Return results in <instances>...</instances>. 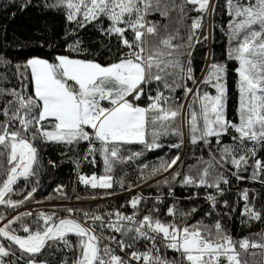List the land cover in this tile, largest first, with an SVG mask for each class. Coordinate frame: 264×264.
<instances>
[{"label":"snow or ice","instance_id":"obj_1","mask_svg":"<svg viewBox=\"0 0 264 264\" xmlns=\"http://www.w3.org/2000/svg\"><path fill=\"white\" fill-rule=\"evenodd\" d=\"M152 2L153 0H57L56 4L52 5V7L61 5L66 7L67 20L76 22L79 27L98 20L100 16L107 17L112 22L111 28L107 31L118 34L122 44L129 51L123 54V58H118L117 62L108 65L65 55L57 56L55 62L32 58L24 65H15L17 74L21 77L22 90L0 88V98L6 95L15 97L14 100H7V107L0 110V115L7 117V120L0 121V167H3L5 161L10 166L4 169L6 179L0 180L2 184L0 205L17 207L23 203V201L13 202L10 198L6 200L5 196L13 191V185L19 178L27 179L36 174L33 164L37 163L38 149L32 141L37 139L68 145L78 144L81 141L88 142L90 145L87 150L88 156H93L96 152L101 153L106 174L99 180L96 176L83 175L79 179L85 185L90 184L92 188L108 189L112 187V176L109 173L114 163L124 162L120 152L121 144L141 143L152 149L160 147L156 140L161 134L174 132L182 136L180 128L183 123L184 105L176 103L162 92H158L155 97L148 95L147 99L151 102L145 107L136 103L142 96L147 95L143 86L154 80L163 79L164 87L173 90L175 87H184L176 80L171 84L168 82L167 77L173 75L166 71L168 68H178L180 73H184L181 79H194L190 61L186 66L179 59L182 54L178 51L180 46L172 50L171 37L161 41L168 51H161L155 44L149 45L146 40H142L145 35L141 30L144 28L145 13ZM186 2L199 4V10L207 11L211 0H186ZM228 5L231 9L230 15L243 17L230 24L232 38L239 39L242 31L246 33L242 42L229 52L230 58L240 62L238 69L241 93L240 123L237 125L226 119V87L221 83L226 69L223 65L213 64L204 83L215 81L213 86L217 89V95L210 96L207 92L195 94L192 104L195 105L198 101L200 108L199 112L196 110L189 112L191 142L193 144L198 140L208 142V137L219 138L228 128H233L240 134L241 144L245 139L264 144V0H245L244 3L241 0L235 2L228 0ZM122 23L127 24L133 31V40L124 37L127 29L118 26ZM253 25H258L259 30H253ZM192 27L200 28V21H195ZM155 30V26L146 28L147 33H154ZM191 46L190 38L188 47ZM68 47L72 51H80L79 41ZM165 57L172 58L165 59ZM0 63L11 62L4 61L0 57ZM21 68L25 71H20ZM28 84L33 86L32 94L28 93ZM185 93L186 95L193 93V89L185 88ZM102 101H108L111 106H103ZM162 104L167 107H163ZM198 117L203 119L202 127L198 126ZM13 122H18L19 127L11 128ZM49 127L51 130H48ZM148 127L153 129L151 143L145 139ZM97 141L99 147H96ZM180 146V144L173 145L176 148ZM223 151L228 154L230 150L226 146ZM246 151L255 155L256 149L253 147ZM139 155L141 153H133L127 159L131 160ZM179 160L180 156L177 155L154 168L152 172L155 174L167 171ZM241 162L247 163L245 155H240L238 159L231 158V163L237 168L241 166ZM212 166L213 164L209 162V167ZM256 166L264 169V163L259 160L256 161ZM175 176H180V173L176 172ZM208 176V168H205L196 176H185L182 182L192 185L198 181L199 185L215 187L218 191L221 183H228L227 179L217 174L209 184L206 179ZM253 176L255 178L256 173H253ZM120 183L122 185L123 181ZM34 191L35 188L32 189V192ZM26 198H31V193H28ZM243 198L248 199L247 192L243 193ZM208 199L214 204L216 197L210 195ZM140 200L141 197L138 196L131 199L133 209L137 208ZM65 211L74 213L81 210L69 208ZM152 211L158 210H150L149 214L141 219H136L138 213L126 216L117 211L108 213L109 217L114 215L115 220L107 221L103 216L89 212H83L80 218L58 217L55 213L41 212L32 222L35 228L21 225L22 231L27 235L16 234L9 222L4 227H0V236L17 245L25 255L29 256L26 264H38L35 256L58 243L70 250L79 248L80 254L72 264H129L116 254L110 245L104 244V241L116 243L122 251L131 248L132 243L117 240L115 236H105L103 234L105 228L124 236L131 233L129 239L133 243L140 239L150 240L156 252H159V248H156V239L160 236L161 246L179 252L187 264H220L221 256H224L230 264H240L231 254L233 249L231 237L225 234L219 221L211 226L202 223L183 226L175 223L166 224L155 218ZM167 212L169 215H175L172 207ZM244 213L249 219H261V213L247 203L244 205ZM22 215L28 216L31 213ZM21 219V216L16 217L17 221ZM125 221L127 223H124ZM97 228L100 229L99 232ZM69 235L77 237L75 245L69 240ZM247 245V239L240 242L241 248ZM8 255L9 250L0 243V257ZM130 255L132 260H142L143 264H178L176 261L154 255L152 249L144 253L132 251ZM0 264H4L2 259ZM64 264H68V261H64Z\"/></svg>","mask_w":264,"mask_h":264},{"label":"trees","instance_id":"obj_2","mask_svg":"<svg viewBox=\"0 0 264 264\" xmlns=\"http://www.w3.org/2000/svg\"><path fill=\"white\" fill-rule=\"evenodd\" d=\"M57 0H0V57L11 63H0V88L5 90H22L21 77L17 74L15 65H24L28 59L41 58L55 62L60 55L74 59L92 60L102 65L117 62L123 58V54L129 49L122 44L118 34L108 32L112 22L105 16L98 20L79 27L76 22L67 20V8L64 6L52 7ZM235 2V0H234ZM242 3L245 0H241ZM182 6V7H181ZM247 6V3H245ZM231 9L228 0H211L207 11L199 10V4L193 5L186 0H153L149 10L145 13V32L142 40L149 45L155 44L161 51H168L161 43L162 40L171 37L172 50L182 54L180 61L192 68L194 79H181L184 73L180 70L168 68L166 71L173 73L167 77L171 84L173 80L183 84L184 87H175L174 90L164 87L161 81H152L144 85L146 96L137 101L141 107L147 106L151 101L147 96L155 97L158 92L172 98L176 103L185 106L186 125L185 130L181 126L182 136L174 132L161 134L156 143L160 147L149 149L145 144L129 143L121 144L120 152L124 162H115L112 168V187L92 188L85 185L79 179L81 175L86 177L96 176L97 180L105 173L103 155L96 152L88 156L90 145L86 141L68 145L66 143L45 142L40 139L33 141L38 149L35 175L30 176L24 182L17 184L5 199L13 202L23 201L20 206L10 207L7 204L0 205V220L6 221L16 215L21 208L40 203H66L77 200V197H102L116 198L114 200L89 205L75 206L70 209L81 210L74 212L77 218L82 217L83 212L108 214L125 212L137 214L142 218L149 214L150 210L155 218L166 224L178 225H214L219 221L225 234L231 237L233 249L231 254L240 264H264V169L256 166V161L264 163V144L245 139L243 144L239 139L240 134L233 128L223 133L219 138L208 137V142L198 140L191 142L189 112H199L200 104L197 101L192 104L196 93L207 92L210 96L217 95V89L212 83L205 84L213 64L223 65L226 72L221 83L226 87L225 116L230 123H240V77L239 60L229 57V52L236 48L243 40L245 32H241L239 39L232 38L230 24L234 20L243 19L230 15ZM199 20L200 28H193L195 21ZM119 27L127 29L124 37L133 40L134 33L127 24H119ZM155 26L154 33H147L146 28ZM253 30H259L258 25L252 26ZM207 37V39H205ZM191 38V48L188 47ZM79 41L80 51H72L68 45ZM190 52V55L188 53ZM172 57H165L171 59ZM20 71H25L21 68ZM186 72V68H185ZM27 75V72H25ZM6 77V79H5ZM30 79V77H29ZM27 83V81H24ZM185 88H192L194 95L189 99ZM28 93L34 92L33 86L28 84ZM15 97L4 96L0 98V110L7 107V100ZM167 107V105H163ZM7 117L0 115V121ZM198 126H203L202 117H198ZM18 122H13L11 128H18ZM151 127L146 129L145 139L152 142ZM30 135V133H29ZM235 138V139H234ZM180 144L179 148L173 147ZM229 148L225 154L223 149ZM99 147V142H96ZM255 147V155L246 149ZM133 153H141L138 157L128 160ZM180 156L177 164L153 174L152 170L162 163L170 161L175 156ZM245 155L247 163L241 162L237 168L231 163V158H239ZM87 157V159H85ZM209 162L213 164L209 167ZM147 165L148 167H145ZM10 167L6 161L0 167V180L6 179L4 169ZM208 168L209 176L206 178L211 184L219 174L227 179L228 183L220 184V191L208 185H199L198 181L192 185L184 184L183 178L187 175L196 176ZM179 172L180 176H175ZM253 173H256L254 178ZM242 178H237V177ZM120 181H123L121 185ZM168 181V183H165ZM2 186V184H0ZM35 191L32 192V189ZM62 192L58 193L57 189ZM139 190L141 200L136 209L131 206V199L139 197L135 190ZM248 193V199L243 198V193ZM31 193V198H26ZM126 196H122L125 195ZM215 196L212 205L208 196ZM225 201L227 202L225 204ZM249 204L261 213V219H249L244 215V205ZM174 208L175 215H169L167 210ZM69 209L61 208V210ZM195 209V211H193ZM50 214L45 211L35 212L29 216H21V220L11 224L15 233L21 236L27 235L22 231L21 225H29L35 228L32 222L39 213ZM73 245L77 237L69 236ZM248 240V245L258 246L259 251H248L241 248L240 242ZM0 243L9 250V255L0 257L4 264H26L29 259L21 250L10 241L0 236ZM247 245V246H248ZM14 253V254H13ZM80 254L79 248L68 249L63 244L48 247L42 253L35 256L38 264H72ZM220 264H230L224 257H220Z\"/></svg>","mask_w":264,"mask_h":264},{"label":"built area","instance_id":"obj_3","mask_svg":"<svg viewBox=\"0 0 264 264\" xmlns=\"http://www.w3.org/2000/svg\"><path fill=\"white\" fill-rule=\"evenodd\" d=\"M58 189H60V191H57L58 193L62 192L61 188H58ZM139 190L140 189L135 190V193H137L138 195H139ZM139 197H141V196L139 195ZM212 203L213 202L211 201V204ZM120 213H122V214H124L126 216L134 215V214H127L125 212H120ZM71 214H72V216H75V213H71ZM99 215L103 216L105 221H107L109 219L115 220V216L114 215L112 217H109L108 214H99ZM244 215H246V214H244ZM56 216H58V215H56ZM58 217H62V216L60 215ZM136 219H141V218L136 216ZM89 223H91V221H89ZM98 223L99 222H97V224ZM124 223H127V221H125ZM184 225H186V224H184ZM97 231L99 232L100 229L97 228ZM103 234L105 236H115L117 240H124L126 243H132V247L131 248H125L122 251L121 248L116 243H113L112 241H109V240H105L104 241V244L110 245L114 249L115 253L120 255L124 260L128 261L129 264H143L142 260H132L131 255H130V253L132 251H137L139 253H144V252L148 251L149 249L153 250V254L154 255L161 256V257H163V258H165V259H167L169 261H176V262H178V264H179V262H182V264H187V261L183 260V257L181 256V254L179 252H176V251H174L172 249L164 248V247L161 246V244H160L161 237L160 236H157V239H156V248H159V252H156L155 249L153 248V243L150 240L140 239V240H137V241H135L133 243L129 239V236L132 235L131 233H129L128 236H124L121 233H117V232H114L111 229L105 228V229H103ZM246 250H248V251H254V250L258 251L259 248H258V246L248 245L246 247Z\"/></svg>","mask_w":264,"mask_h":264},{"label":"rangeland","instance_id":"obj_4","mask_svg":"<svg viewBox=\"0 0 264 264\" xmlns=\"http://www.w3.org/2000/svg\"><path fill=\"white\" fill-rule=\"evenodd\" d=\"M51 62V61H49ZM194 95V90L193 93L189 94V99H191V97ZM129 99H131V97H129ZM103 106L105 107H109L111 106L110 103L108 101H102L101 102ZM137 103V102H136ZM138 104V103H137ZM183 123H182V127L183 130H185V125H186V116H185V106H184V110H183ZM48 130H51V128L49 127ZM122 195V196H126ZM118 198V197H116ZM116 198H102V197H77V200L72 201V202H66V203H38V204H34V205H30V206H26L21 208V211H19L18 213H16V215L8 218L6 221H4L3 223L8 224L9 222H11V224H13L16 220L17 216H23L22 214L24 213H31L34 214L35 212H39V211H45L48 213H55L58 216H62V217H70L72 216L71 213H68L67 211H63L61 210V208H71V207H75V206H89V205H95V204H100V203H104V202H108L111 200H114ZM70 214V215H69ZM29 216V215H28ZM5 224V225H6ZM69 236H74V235H69ZM264 245V242H263ZM264 249V247H263ZM263 257H264V250H263Z\"/></svg>","mask_w":264,"mask_h":264},{"label":"water","instance_id":"obj_5","mask_svg":"<svg viewBox=\"0 0 264 264\" xmlns=\"http://www.w3.org/2000/svg\"><path fill=\"white\" fill-rule=\"evenodd\" d=\"M33 142V141H32ZM35 167H36V163H34L33 164V170H35ZM28 179V178H27ZM27 179H25V178H19L18 179V181H17V183L15 184V185H13V188L17 185V184H19V183H21V182H24L25 180H27ZM7 196V195H6ZM5 196V197H6ZM2 221L0 220V227H4L2 224ZM3 237V236H2ZM11 242V241H10ZM12 243V242H11ZM15 247H17L18 249H19V247L17 246V245H15L14 243H12ZM20 250V249H19ZM43 252V251H42Z\"/></svg>","mask_w":264,"mask_h":264},{"label":"bare ground","instance_id":"obj_6","mask_svg":"<svg viewBox=\"0 0 264 264\" xmlns=\"http://www.w3.org/2000/svg\"><path fill=\"white\" fill-rule=\"evenodd\" d=\"M1 224H2L3 226H5L6 223H3V222H2Z\"/></svg>","mask_w":264,"mask_h":264}]
</instances>
